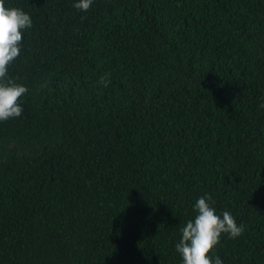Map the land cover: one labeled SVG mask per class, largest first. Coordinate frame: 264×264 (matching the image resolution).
I'll return each instance as SVG.
<instances>
[{"label": "trees", "instance_id": "1", "mask_svg": "<svg viewBox=\"0 0 264 264\" xmlns=\"http://www.w3.org/2000/svg\"><path fill=\"white\" fill-rule=\"evenodd\" d=\"M33 21L0 121V264H181L207 193L264 264V0H6Z\"/></svg>", "mask_w": 264, "mask_h": 264}, {"label": "clouds", "instance_id": "2", "mask_svg": "<svg viewBox=\"0 0 264 264\" xmlns=\"http://www.w3.org/2000/svg\"><path fill=\"white\" fill-rule=\"evenodd\" d=\"M93 2L73 0V7L87 11ZM32 23L28 12L6 6V0H0V121L23 114L19 98L28 89L8 75V67L19 56L22 33L31 28ZM193 210L194 217L180 228V238L174 245L181 264H223L219 255H209L210 250L220 242L222 234L236 238L244 232V226L228 211L218 214L207 193L195 200Z\"/></svg>", "mask_w": 264, "mask_h": 264}]
</instances>
